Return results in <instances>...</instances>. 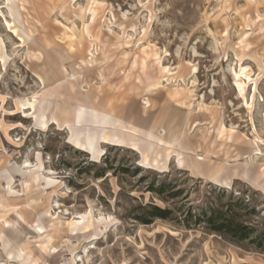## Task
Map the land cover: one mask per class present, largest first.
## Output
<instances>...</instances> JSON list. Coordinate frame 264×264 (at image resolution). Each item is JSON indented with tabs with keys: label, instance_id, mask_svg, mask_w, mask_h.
<instances>
[{
	"label": "rangeland",
	"instance_id": "rangeland-1",
	"mask_svg": "<svg viewBox=\"0 0 264 264\" xmlns=\"http://www.w3.org/2000/svg\"><path fill=\"white\" fill-rule=\"evenodd\" d=\"M0 264H264V0H0Z\"/></svg>",
	"mask_w": 264,
	"mask_h": 264
},
{
	"label": "trees",
	"instance_id": "trees-1",
	"mask_svg": "<svg viewBox=\"0 0 264 264\" xmlns=\"http://www.w3.org/2000/svg\"><path fill=\"white\" fill-rule=\"evenodd\" d=\"M159 190H155L158 192ZM244 202L243 200L241 201ZM150 212L148 218H143L141 221L149 223L154 218L168 219L172 213L171 208L161 207L156 204H150ZM205 222L209 230L216 232L223 236H228L234 240H244L251 238L256 228L248 223L241 222L237 219L232 208H216L209 205L204 213Z\"/></svg>",
	"mask_w": 264,
	"mask_h": 264
},
{
	"label": "bare ground",
	"instance_id": "bare-ground-1",
	"mask_svg": "<svg viewBox=\"0 0 264 264\" xmlns=\"http://www.w3.org/2000/svg\"><path fill=\"white\" fill-rule=\"evenodd\" d=\"M23 41V40H22ZM71 48V47H70ZM67 78V77H66ZM65 79V78H64ZM50 86V85H49ZM45 88V87H44ZM61 94V93H59ZM64 94V93H63ZM62 96V95H60ZM145 108H148L151 105V101L149 99H147L145 101ZM31 105L33 106V104L31 103ZM87 105V104H86ZM49 106V105H48ZM46 108V107H45ZM51 108V107H50ZM44 109V108H43ZM49 109V108H48ZM45 110V109H44ZM50 110V109H49ZM53 111V109H52ZM47 114V113H46ZM45 114V112L43 111V113L41 114L40 117V126L42 128H47L48 126H50L51 124H53V122H51V119L49 117H47ZM109 115H112V113H108ZM52 115V114H51ZM56 116V115H55ZM53 120L55 118H52ZM56 121V119H55ZM83 125V124H82ZM68 126L70 127L71 124H68ZM79 126V125H78ZM81 126V124H80ZM92 127V126H91ZM99 127V126H98ZM77 129V128H76ZM83 129V128H82ZM85 129V128H84ZM100 129V128H99ZM116 129V128H115ZM108 130H98L96 127L94 129H89L88 131H81L78 130L76 131L73 136V140L75 141L76 146L81 149L84 150L88 153H91L94 157H99L102 149L99 147V144H116V145H123L124 144V140L121 139V137L114 133V134H110L107 132ZM117 131V130H116ZM150 145V144H149ZM130 148H132L133 150H139V145L137 143H132L130 146ZM144 148V147H143ZM141 149V148H140ZM172 151V150H171ZM170 151V152H171ZM174 151V150H173ZM156 154V153H155ZM170 154V153H169ZM145 163L147 162V159L144 160ZM178 162L180 165H183V159L182 158H178ZM30 163L27 164L26 168H29ZM151 167V166H150ZM10 223V222H9ZM21 256V254L19 255V257Z\"/></svg>",
	"mask_w": 264,
	"mask_h": 264
}]
</instances>
